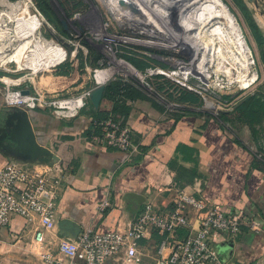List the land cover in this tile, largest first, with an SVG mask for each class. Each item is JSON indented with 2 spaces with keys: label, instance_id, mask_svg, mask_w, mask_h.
Returning a JSON list of instances; mask_svg holds the SVG:
<instances>
[{
  "label": "crops",
  "instance_id": "obj_1",
  "mask_svg": "<svg viewBox=\"0 0 264 264\" xmlns=\"http://www.w3.org/2000/svg\"><path fill=\"white\" fill-rule=\"evenodd\" d=\"M128 103L127 122L138 144L131 157L125 150L91 142L86 136L92 121L87 112L66 117L9 106L0 92V167L22 162L38 147L53 149L65 166L57 197L58 219L72 220L80 228L91 225L101 232L128 230L146 200L159 209L168 208L172 197L168 187L177 179L190 191L200 190L219 208L243 210L254 224V228L244 226L235 241L217 238L223 258L264 264V121L256 125L255 135L246 125L238 134H228L214 118L194 114L176 118L148 98ZM111 107L102 99L98 108ZM40 223L36 214L14 215L0 234L33 239ZM182 228L170 236L185 237ZM55 233L50 229L42 242L33 240L38 244L37 257L48 245L56 246ZM140 244L145 253L158 245L150 234Z\"/></svg>",
  "mask_w": 264,
  "mask_h": 264
},
{
  "label": "rangeland",
  "instance_id": "obj_2",
  "mask_svg": "<svg viewBox=\"0 0 264 264\" xmlns=\"http://www.w3.org/2000/svg\"><path fill=\"white\" fill-rule=\"evenodd\" d=\"M18 1L29 3V14L19 11L9 19L7 12L11 8L7 2ZM224 1L236 16L252 52L248 71L242 69L239 62H236L235 55L228 51L229 47L225 45L226 40L222 35L194 37L193 39L195 29L187 31L188 23L183 16L177 15V7L174 2L170 4L171 8L168 7V11L171 10L169 13L163 14L154 10L153 13H156L152 21L147 12L141 8L147 19L134 16L139 19L136 21L138 25H135L133 22L128 23L126 20L117 18L102 0H0V48L5 51V54L10 50V52L13 51L18 40H23L30 34L29 30L32 26L28 22L30 16L41 35L59 45L63 50L59 60L48 64V66L41 65L37 71L27 67L18 68L17 63L12 60L0 61L2 100L4 102L3 95L7 88L15 89L26 86L33 92L36 87L55 99L79 101L80 111L86 108L88 102L87 98L82 97L84 91L94 85L105 84L119 77L138 86L146 97L161 105L166 111L175 110L177 106L174 103L165 100L149 85V76L155 73H162L174 82L200 94L202 103L195 110L211 115L230 110L233 106L231 104L248 95L257 94L264 97V41H256L245 18V12L248 11L264 34V16L262 14L264 0ZM191 11L194 9L191 8ZM14 34L17 37H14ZM188 34H191L192 37ZM28 36L32 38V45L37 50V56L43 57L44 55L39 52L36 37L33 34ZM178 41L180 43H177ZM170 43H174V46H170ZM196 44L201 48L197 49ZM208 45L215 50L218 49V53L217 51L213 52ZM210 50L211 53H209ZM196 55L200 59L204 56L209 76L200 70L188 68L190 64H193ZM129 58L147 60L152 66L146 71H140L130 62ZM220 63L223 67L220 66ZM124 64L132 66L138 75L130 71ZM105 69H110L112 72L105 81L100 82L96 74ZM239 74H242L243 78H253V80L249 84L243 85L242 81L237 79L241 77ZM221 94H234L235 98L228 103L229 105H222L220 103L222 100L220 101L218 98ZM62 113L69 116L70 111L63 109ZM262 121H264V115L259 123ZM256 125L250 127L246 124L252 135L257 134ZM38 251V244L33 241L32 237L24 238L18 235L7 238L5 234H0V264H38Z\"/></svg>",
  "mask_w": 264,
  "mask_h": 264
},
{
  "label": "built area",
  "instance_id": "obj_3",
  "mask_svg": "<svg viewBox=\"0 0 264 264\" xmlns=\"http://www.w3.org/2000/svg\"><path fill=\"white\" fill-rule=\"evenodd\" d=\"M95 86L84 91L82 97L89 100ZM3 97L6 105L40 108L58 116H68L63 109L73 116L81 107L79 101L55 99L36 87L29 94H22L20 88H7ZM94 123L98 132L90 137L91 142L125 150L129 157L137 152L138 144L127 121L108 116ZM50 150L59 157L52 165L10 161L0 167V228L10 226L14 215L30 218L36 214L41 223L33 233L34 241L42 242L46 232L55 229L56 246L48 245L40 253L38 264H246L223 258L216 241L219 236L235 241L244 226L255 227L251 219L239 208H219L200 190L190 191L176 182L168 187L172 191L168 208L159 209L152 201H144L126 231L101 232L89 225L74 238L61 235L57 228V197L65 166ZM180 227L187 229V235L172 238L170 235ZM153 231L165 236L154 251L145 253L140 242Z\"/></svg>",
  "mask_w": 264,
  "mask_h": 264
},
{
  "label": "bare ground",
  "instance_id": "obj_4",
  "mask_svg": "<svg viewBox=\"0 0 264 264\" xmlns=\"http://www.w3.org/2000/svg\"><path fill=\"white\" fill-rule=\"evenodd\" d=\"M102 1H105V3L108 5V7L110 9L109 11H111L113 14H115V16L117 18H121L123 20L128 21V23L133 22L135 25H138V23L136 21L137 20L139 21V19H137L136 17L129 15L128 13L123 11L119 7L117 0H102ZM153 1H156L157 3L153 2ZM132 2L135 5L142 8L144 12H147L151 21H152V18H154V14L156 13V12L153 13L154 10L160 11L163 14L164 13L166 14V12L169 13L171 10L168 11V7H170V4L172 2H174V4L177 7V15L179 14L180 16H183L184 20L189 25V26L187 25V27L189 28V29H187V31L190 32V30L192 31L193 29H195V33L193 34V39H194V37L204 38L205 36H211V37L213 36L214 37L216 34L222 35V37L226 40V41L223 40L226 43L225 45H228V47H229L228 51H230L232 54L235 55L236 62H239L238 64H240L241 68L244 70H247L249 68V63H251L250 57H251L252 52H251V50H250V48H249V46H248V44L244 38L243 31H242V29L238 23L236 16L230 10L228 4L224 0H132ZM101 3L103 4V2H101ZM7 4L11 8L10 11L7 12L9 19L13 18L17 14V12H19V11H21V13L29 14V9H28L29 3H27V2H24V1H18L15 3L14 2H7ZM191 8H193L194 11H191ZM174 11H175V9L173 10V12ZM28 22L30 23V25H32L31 30H29L30 34H28V35L33 34L36 37V39H37L36 42L39 45V52L42 53L44 56L43 57L37 56V50L35 49V46L32 45V38L27 35L25 37V39H23V40L19 41L17 39L18 41H17L12 52H10L11 51L10 50L9 53L5 54L4 53L5 51H3L2 48H0V61L5 62L7 60H12V61H15L17 63L18 68L19 67H21V68L27 67V68L32 69L33 71H37L41 67V65H47L48 66V64H51V63L59 60L63 54L62 53L63 50L61 47H59V45H56V43H53L51 40L45 39L41 35L39 29L36 28V26L34 25L33 20L31 19V16L29 17ZM154 31H155V29H154ZM188 35H191V34H188ZM14 37H17L16 34H14ZM191 37H192V35H191ZM9 38H10V36H9ZM179 41L177 43H180ZM210 41H212V40H210ZM170 42H172V41H170ZM218 43H219V41H218ZM167 45H169V44H167ZM170 46H174V43H172V44L170 43ZM204 46H205V44H204ZM208 47H209V45H208ZM196 48L200 49L201 47H199L196 44ZM209 48H211V47H209ZM184 49H187V48H184ZM211 49L213 50V52L218 50L217 48H216L217 50H215L213 48H211ZM209 53H211V50ZM217 53H218V51H217ZM204 54H205V52H204ZM221 56H222V54H221ZM224 57L226 58V56H224ZM193 60H194L192 62L193 64L189 63L190 66L188 68L200 70L201 72L205 73L206 76H209V73L207 72V66H206V63L204 61L205 60L204 56H203V58L200 59L196 55L195 59H193ZM226 60H227V58H226ZM230 61H232V60H230ZM229 64H230V62H229ZM233 64H234V62H233ZM124 65H126L130 69V71H133V73L137 74V72L134 70V68L132 66H130L129 64H124ZM220 66H221V63H220ZM220 66H218V67H220ZM221 67H223V66H221ZM221 67H220V69H221ZM111 72H112V70H111ZM111 72H110V69H105L104 71L101 70L96 74V77L100 82H103L107 79V77H109ZM236 73H237V71H236ZM240 73H242V72H240ZM251 74L252 73H250V75ZM243 75H244V73H243ZM235 77H236V75H235ZM231 79H233V78H231ZM237 79L239 81H242L243 85H247L253 80V78L246 79V78H243L242 76L240 78H237ZM213 82H214V79H213ZM76 104L78 105L79 103H76ZM65 113H69V112H65Z\"/></svg>",
  "mask_w": 264,
  "mask_h": 264
},
{
  "label": "trees",
  "instance_id": "obj_5",
  "mask_svg": "<svg viewBox=\"0 0 264 264\" xmlns=\"http://www.w3.org/2000/svg\"><path fill=\"white\" fill-rule=\"evenodd\" d=\"M245 18L256 41L263 42L264 34L248 11L245 12ZM129 60L140 71H146L152 66L147 60L139 58H129ZM148 82L154 91L161 95L165 100L180 105V107L175 108V110L167 111L170 115L177 118L184 114H194L204 116L205 118H214L222 124L220 126L224 129V132L228 134H230V131L238 134L237 132H240V127L242 125L247 124L250 127H254L256 123L258 124L260 122L264 115V97L257 94H251L237 100L230 110L221 111L216 115H211L209 113L195 110V108H198L202 103L200 94L174 82L166 75L162 73L151 74ZM144 98L148 97H146L135 84L126 82L119 77L108 81L105 84L103 99L112 103L111 109L103 111L100 108H94L90 101L87 102L88 104L86 108L81 109L82 112L84 111L90 114L92 120L91 125L86 132V136L90 138L93 134L98 132V127L94 122L102 118L110 116L115 120L126 122L131 110V104H129L128 101ZM218 98L227 103L233 101L235 97L234 94H221ZM154 104L160 108V110L166 111L161 105L155 102ZM40 110L48 112L47 110ZM174 164L175 163L172 164V167ZM175 182L180 186H184V184L177 179ZM182 229L183 231H180V233L186 234L187 230L185 228ZM151 236L156 243H159L165 234H159L157 231H153Z\"/></svg>",
  "mask_w": 264,
  "mask_h": 264
},
{
  "label": "water",
  "instance_id": "obj_6",
  "mask_svg": "<svg viewBox=\"0 0 264 264\" xmlns=\"http://www.w3.org/2000/svg\"><path fill=\"white\" fill-rule=\"evenodd\" d=\"M254 1V0H248ZM118 5L128 14L136 16L140 19L146 20L147 17L142 9L135 5L132 0H117ZM258 6V4H256ZM264 16V12H262ZM105 84L101 83L96 85L89 93V101L91 102L94 108H98L103 99ZM22 94H29L30 90L25 88L21 89ZM221 111V110H220ZM59 157L53 153L49 148L38 147L36 152L31 154L28 158L23 160L22 162H32V163H46L48 165H52L55 161H57ZM143 201V200H142ZM58 231L63 236H68L70 238H74L76 234L80 231V226L74 223L72 220L63 218L58 221L57 225Z\"/></svg>",
  "mask_w": 264,
  "mask_h": 264
}]
</instances>
